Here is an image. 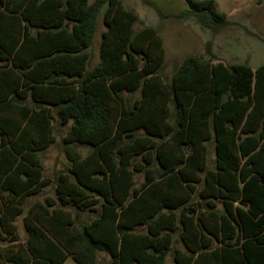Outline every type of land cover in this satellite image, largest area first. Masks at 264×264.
<instances>
[{
	"label": "trees",
	"instance_id": "1",
	"mask_svg": "<svg viewBox=\"0 0 264 264\" xmlns=\"http://www.w3.org/2000/svg\"><path fill=\"white\" fill-rule=\"evenodd\" d=\"M185 2L178 19L228 25L215 0ZM137 21L121 0H0V264H264V64L214 63L208 42L166 79ZM55 125L68 165L25 209Z\"/></svg>",
	"mask_w": 264,
	"mask_h": 264
},
{
	"label": "rangeland",
	"instance_id": "2",
	"mask_svg": "<svg viewBox=\"0 0 264 264\" xmlns=\"http://www.w3.org/2000/svg\"><path fill=\"white\" fill-rule=\"evenodd\" d=\"M92 1L89 0V2ZM121 2L126 9L137 14L138 21L135 29L153 27L160 35L165 51L161 73L166 79L187 56L208 58L205 55L208 42L211 43L213 55L211 60L214 63L220 62L226 66L244 64L253 70L264 64V0L261 3H257L256 0H215L218 11L223 12L228 21V25L217 34L201 28L194 19L180 20L177 18V15L187 9L185 0H121ZM103 30L100 14L97 19L94 42L89 50L91 53L89 68L94 67L98 62L100 33ZM56 129L54 143L40 156L44 176L49 179L50 183L39 195L28 198L25 209L27 204L33 201H42L47 196H53L54 178L68 165L62 144V131L66 127H56ZM70 148L81 157L88 152V148L82 146L70 145ZM210 158H213V148H211ZM142 181L143 177L137 175V186ZM91 218L93 215L84 214L79 222L83 223ZM16 226L19 236H23L22 216L17 219ZM8 244V242H0L3 247ZM98 259L105 263L109 261L103 253H98ZM63 264L77 263L68 257ZM166 264H172L171 256L167 257Z\"/></svg>",
	"mask_w": 264,
	"mask_h": 264
}]
</instances>
